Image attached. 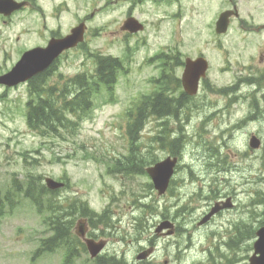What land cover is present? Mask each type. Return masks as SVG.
<instances>
[{
	"label": "rangeland",
	"instance_id": "obj_1",
	"mask_svg": "<svg viewBox=\"0 0 264 264\" xmlns=\"http://www.w3.org/2000/svg\"><path fill=\"white\" fill-rule=\"evenodd\" d=\"M66 1L68 10L58 20L62 33L89 11L91 3ZM103 2L107 4L102 8ZM129 5L127 0L97 3L90 22L96 32L89 35L87 48L67 53L48 80L53 84L62 77L65 82L80 73H95L96 62L90 52L119 57L125 64L112 99L104 90L95 95L93 106L74 133L62 130L46 136L38 134L27 122V86L9 90L0 87V188L5 193L13 184L25 187L31 177L43 183L47 177L67 182L59 192L46 195L45 200H57L59 206L67 207L75 197L100 213L109 207L113 226L103 221L95 224L97 238L110 239L102 254L124 257L131 264H250L256 236L240 239L236 228L246 224L248 230H257L264 225V160L257 158L261 153H250L249 132L236 136V103L219 93L220 88L234 83L236 33L232 29L222 39L215 36L212 22L219 5L207 0H181L172 4L137 3L134 15L145 23V29L135 37H127L120 26L127 19ZM55 21L51 19L52 25ZM174 46L183 56L202 51L210 58L211 86L217 90L205 85L198 98L180 108V120L176 116L152 117L146 124L139 149L155 145L158 134L181 136L180 123L185 130L181 167L175 172L172 189L160 197L149 187L151 178L147 173L129 175L125 169L131 165L129 157L134 152L128 135V111L140 97L167 88V82L157 86L155 79L165 66L163 60L169 59H149L159 50ZM20 57L15 48L0 53V74ZM181 88L178 86L176 93ZM158 147L156 143L160 158H165L166 151ZM151 153L156 156L155 149L144 152L146 158ZM160 158L156 156L151 162ZM218 202L232 207L199 225ZM46 208L40 212L23 194L16 197L12 208L6 206L0 216V264H65L64 247L34 256L41 239L52 234L47 224L52 211ZM67 212L70 210L66 209L65 215ZM76 217L75 222L81 218L78 213ZM167 220L180 231L160 236L156 228ZM151 246L156 247L153 255L142 263L137 261V254ZM68 264L96 262L88 252H81Z\"/></svg>",
	"mask_w": 264,
	"mask_h": 264
},
{
	"label": "flooded vegetation",
	"instance_id": "obj_2",
	"mask_svg": "<svg viewBox=\"0 0 264 264\" xmlns=\"http://www.w3.org/2000/svg\"><path fill=\"white\" fill-rule=\"evenodd\" d=\"M4 1H9V4L8 7L3 9V11H0V53L7 54L9 51H13L15 48L22 57L26 51L33 49H45L49 46L53 39L64 38L66 35L71 33L72 29L79 26L83 27V42L78 43V45L74 48L63 51V53L55 58L44 71L32 76L27 81V83H25L30 91L32 88L35 89L34 84L41 81V83H43L41 85V94L43 96L51 95L52 98L62 99L64 95L63 77L60 78L57 83L53 84L48 83V80L59 69V63L67 53L87 48L86 45L89 35L93 34V32H96V28H93L90 25V22L94 18L95 9H97V3H101L102 0H89V2H91L89 4V11L83 16L79 17L66 33H62L61 25L58 24L61 14L65 10H68V7H65L68 5L66 0ZM127 1H129L130 4V7L128 6L126 11L127 19L131 17L136 18L139 21V25H144V29L145 23L134 15L133 8L137 3L152 2L154 4H172L175 2H181V0ZM207 1L220 6L217 10V15L214 17L212 22L215 36L219 39H222L223 36L228 35L232 29L236 33V46L234 49V60L232 63L235 73L234 83L232 87L220 88L219 93L229 98L230 101L236 103V136L242 134L244 131L249 132L248 148L250 153H261L257 158L264 160V140L262 135V133H264V0ZM78 3L80 5V0ZM103 3L104 4L101 6L102 8L107 4L105 2ZM258 10H262L263 12H256ZM226 12L228 13L227 29L226 31L220 33L218 32V22L222 14ZM51 19L56 20L53 25L51 23ZM93 29L95 30L93 31ZM120 29L121 32L127 37H135L138 35L137 32L132 33L129 30H123L122 26H120ZM223 50L224 48H221L219 51L223 52ZM165 51H168L169 55H164ZM159 57H167L169 61L164 63V67L169 66L171 68L166 70L164 67H162V70L160 73H158L159 77H156L158 82H167L168 85H170V90H168V92H166L164 89H158V96L163 94L164 96H167L169 99L173 100L181 99V97H183L184 104L181 107H185L189 102L198 98L205 85L211 86L212 78L210 76V71L212 69V62L210 58L202 51H199L197 54L192 56H183L181 50H179L177 46H174V48L171 49L159 50L157 53V61L159 60ZM199 58L206 59L207 69L205 76L201 77L200 79V89L198 94L195 96H190L185 92L183 93V89L181 88L183 86L182 77L188 60H197ZM3 59L5 60V55H3ZM17 62H15V64ZM163 62H165V60H163ZM177 69H180L179 75L177 73ZM7 71H3L1 74ZM181 71L183 72L182 74ZM178 86L181 89L179 93H176ZM0 87L6 90L9 89V87L5 85H0ZM211 87L217 90L215 86ZM33 93L36 94L34 91ZM228 104L229 103H227L226 106H228ZM206 105L208 104L204 105L202 112L206 109ZM181 107H179V110ZM218 111L219 109H217L215 112ZM255 126H257V131L255 130ZM253 137L258 139L257 147L252 146ZM156 143L159 145L158 149H163L166 151V156H172V153H174L173 144L164 143L161 134L156 136L155 145H153L155 152L157 153L155 154L160 158L159 153L156 150ZM178 152L181 153L180 151ZM161 159L162 158L158 159V161ZM130 160L133 161L132 165H135L134 162H138L140 165L138 166V169L142 168L140 159L132 158L129 159V161ZM180 163L177 165L176 170L177 168L181 167ZM169 217L172 218V216ZM86 219L88 223L87 237L98 240L100 237L97 238L98 236L96 231L91 227V223L89 222V217H86ZM105 239L108 240L109 246L110 239ZM78 249H84V252H88L87 245L82 240H80L78 243ZM111 255L112 254H108L107 256Z\"/></svg>",
	"mask_w": 264,
	"mask_h": 264
},
{
	"label": "trees",
	"instance_id": "obj_3",
	"mask_svg": "<svg viewBox=\"0 0 264 264\" xmlns=\"http://www.w3.org/2000/svg\"><path fill=\"white\" fill-rule=\"evenodd\" d=\"M123 70L124 63L121 58L111 55H98L96 76L90 77L81 73L80 75L66 81L64 87V99L62 101L58 98H52L51 95L43 96L41 94V85L43 84L41 81L34 84L35 89L32 88V90L37 96L36 98L31 99L28 103V124L34 131H37L38 134L43 136L57 134L62 130L74 133L81 125L86 113L92 107L95 95L105 88L108 96L112 99L118 81V75ZM169 86L170 85H167V88L165 89L170 90ZM181 99H169L163 94H160L159 96L144 95L143 98L136 103L134 106L135 108H130L128 112V133L131 136V145L134 150L130 156L139 157V154L137 155L139 150L137 152L138 146L135 144V140H139L142 135V130H144L150 118L165 117L173 114L178 120H180L179 107L184 104L183 97H181ZM182 129L183 126L180 123L179 132H181V136H174L168 142V144H173L174 153L181 150L185 145L186 136L185 133L181 131ZM170 133L171 132H165V136L169 138ZM144 152H141L145 158L144 164L148 165L155 156L151 153L149 154L150 158H146L147 155H145ZM130 161L133 163L132 160ZM134 163L137 164L138 162ZM148 185L150 188L153 186L152 183ZM57 192L59 191L49 190L45 183L41 181L38 182L34 177H31L27 181L25 187L21 184H13L12 189L6 190L5 193H3L0 188V216L4 214L7 205L10 208L14 206L16 197L19 194H23L25 197L29 198L34 205L38 207L40 212H43L47 205L46 210L48 209L52 211V214L47 219V224L49 225L52 234L41 239L34 256L40 257L44 253L53 252L64 247L66 250L65 264H68L73 260L74 256H77L76 248L79 238L74 232L77 213L79 216H88L91 225L94 226L97 221H103V223H105L104 225L108 227L113 226V222L108 216V208L99 213L96 210L90 209L88 202L75 197L67 207L65 205L59 206L57 200V202L55 201L54 203H52V199L50 198L47 201L45 200L46 195L51 193L55 194ZM55 205H58L60 208L55 207ZM61 208L64 209L63 212L60 211ZM66 209H69L70 212H67L65 215ZM237 229L238 233L241 235L240 239L248 237L249 235L255 236L256 229L248 230L246 224L242 227H237L236 230ZM96 264L130 263L126 262L123 258L111 256L97 260Z\"/></svg>",
	"mask_w": 264,
	"mask_h": 264
},
{
	"label": "water",
	"instance_id": "obj_4",
	"mask_svg": "<svg viewBox=\"0 0 264 264\" xmlns=\"http://www.w3.org/2000/svg\"><path fill=\"white\" fill-rule=\"evenodd\" d=\"M8 1L0 0V11H3L5 7H8ZM227 17L228 13L222 14L218 22V32H224L227 29ZM124 29L130 31H138L143 28V25H139L134 19H129ZM84 29L82 26L76 27L72 30V34L58 40H54L50 43L49 47L45 50H34L24 54L22 59L17 65L7 74L0 76V83L8 86H14L21 82L28 80L36 73L44 70L50 65V63L65 49L75 46L80 40L83 39ZM207 69V62L205 58H199L197 60H188L186 69L183 75V85L188 94L194 95L198 92L199 81L201 77L205 76ZM252 146H258V139L255 137L252 139ZM177 163V158H167L149 167L148 173L150 174L155 188L159 194L162 195L166 192L170 179L174 173V167ZM46 185L51 190L62 188L65 183L57 181L52 177L45 179ZM230 203L221 205L217 203L211 212L204 217L201 223L208 221L215 213L225 207H230ZM170 228L167 235L174 233V224L170 221H163L156 228L157 233H161L164 229ZM86 221L80 220L76 226V232L82 238L85 239L88 249L92 257H96L106 246V241H96L95 239H86ZM257 239L254 243V253L250 257V264H264V226L257 231ZM153 248H149L138 254L137 259L144 260L153 253Z\"/></svg>",
	"mask_w": 264,
	"mask_h": 264
}]
</instances>
